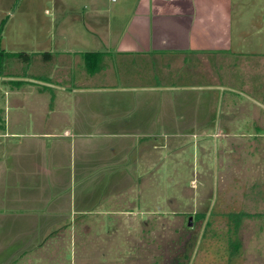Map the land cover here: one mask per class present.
I'll return each instance as SVG.
<instances>
[{
    "label": "rangeland",
    "instance_id": "1",
    "mask_svg": "<svg viewBox=\"0 0 264 264\" xmlns=\"http://www.w3.org/2000/svg\"><path fill=\"white\" fill-rule=\"evenodd\" d=\"M244 12L243 21L237 16L235 53L212 54L205 63L194 56L177 66L164 64L166 57L147 59L148 64L138 63V56L128 61L118 54L104 57L95 83L157 86L151 126L147 121L141 128L155 134L103 137L110 145L125 140L131 147L112 163L107 154L104 159L97 153L94 160L104 162L97 172L108 178L125 167L135 183H95L91 211L73 216L75 230L68 227L57 239L47 238L40 255L30 253L28 264H169L186 231L199 238L187 264H264V15L259 17V11L257 16L253 6ZM84 59L61 54L46 62L31 54L26 63L5 57L0 76L40 83L28 78L27 70L38 74L69 62L85 84ZM13 81L0 80L3 112L13 109L5 103L6 91L18 85ZM34 103L30 100L29 110ZM107 104L120 102L110 97ZM129 108L137 109V102ZM79 181L76 186L84 185ZM242 211L247 215L233 237L241 247L232 255L228 214ZM204 213L188 228L189 216Z\"/></svg>",
    "mask_w": 264,
    "mask_h": 264
},
{
    "label": "crops",
    "instance_id": "2",
    "mask_svg": "<svg viewBox=\"0 0 264 264\" xmlns=\"http://www.w3.org/2000/svg\"><path fill=\"white\" fill-rule=\"evenodd\" d=\"M252 6L263 17L264 0H0V50L22 49L40 58L51 53L46 62L77 54L86 60L87 79L80 84L68 62L38 74L27 70L28 78L43 82L29 80L6 91L5 103L13 109H0V264H28L47 238L75 230L73 216L92 209L95 183H135L128 163L130 174L123 167L107 178L96 169L104 162L94 157L107 154L112 163L131 147L125 140L110 145L103 137L153 134L141 128L147 121L151 126L157 86L95 83L104 57L138 56L143 64L166 57L164 64L177 66L194 56L205 63L212 54L234 50L237 22ZM110 97L120 104L110 107ZM30 100L35 103L29 110ZM131 102L137 109L130 110ZM78 180L84 185L76 186Z\"/></svg>",
    "mask_w": 264,
    "mask_h": 264
},
{
    "label": "trees",
    "instance_id": "3",
    "mask_svg": "<svg viewBox=\"0 0 264 264\" xmlns=\"http://www.w3.org/2000/svg\"><path fill=\"white\" fill-rule=\"evenodd\" d=\"M3 30V26L0 28V34ZM42 57L44 61L50 60L51 59V53L44 52L42 53ZM91 53H87V56H90ZM9 57V58H18L26 63H28L31 59V54L27 53L25 51H18V52H5L3 50H0V75H2V70L4 68V58ZM16 84H20L22 81L15 80L13 81ZM247 213L245 212H230L228 214V220H229V234H230V248L232 250V255L235 254L236 251L239 250L241 247L240 242L237 240L235 243L233 242V237L234 235L239 234V227L241 225V220L244 216H246ZM205 213L202 216H198L196 219L204 218ZM201 220V219H200ZM189 232V234H188ZM187 234L184 235L182 239L181 245L178 246L179 250L178 252L174 253L175 257L173 259V264H187V261L190 259V254L191 250L193 249L194 245L196 244L197 241V233L193 231H188ZM234 244V245H232Z\"/></svg>",
    "mask_w": 264,
    "mask_h": 264
},
{
    "label": "flooded vegetation",
    "instance_id": "4",
    "mask_svg": "<svg viewBox=\"0 0 264 264\" xmlns=\"http://www.w3.org/2000/svg\"><path fill=\"white\" fill-rule=\"evenodd\" d=\"M187 133H189V132H187ZM189 217H191V216H189ZM192 217H193V220L195 221V219H196V215H195V218H194V216H192ZM194 221H192V222H193V225L190 226V225H189V218H188V224H187L188 228H189V227H194V226H195V225H194ZM192 229H193V228H192ZM186 232H187V231H186ZM186 232H184V235L186 234ZM198 241H199V238H198ZM198 241H197V243H198ZM178 251H179V250L176 249L175 251L173 250V252H171V254H170V255H171V258H170V263H169V264H173V259H174V257H175L174 253H176V252H178ZM194 251H195V250H194ZM193 254H194V252H193ZM170 255H169V256H170ZM192 257H193V255H192ZM191 260H192V259H191ZM190 263H191V262H190Z\"/></svg>",
    "mask_w": 264,
    "mask_h": 264
},
{
    "label": "water",
    "instance_id": "5",
    "mask_svg": "<svg viewBox=\"0 0 264 264\" xmlns=\"http://www.w3.org/2000/svg\"><path fill=\"white\" fill-rule=\"evenodd\" d=\"M192 221H193V217L191 216V217H189V225H190V226L193 225V222H192Z\"/></svg>",
    "mask_w": 264,
    "mask_h": 264
}]
</instances>
